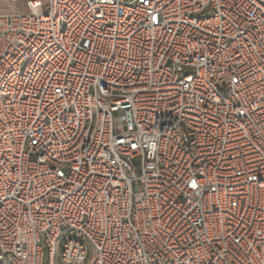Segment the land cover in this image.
Masks as SVG:
<instances>
[{
	"label": "built area",
	"instance_id": "obj_1",
	"mask_svg": "<svg viewBox=\"0 0 264 264\" xmlns=\"http://www.w3.org/2000/svg\"><path fill=\"white\" fill-rule=\"evenodd\" d=\"M0 264H264V0H9Z\"/></svg>",
	"mask_w": 264,
	"mask_h": 264
},
{
	"label": "rangeland",
	"instance_id": "obj_2",
	"mask_svg": "<svg viewBox=\"0 0 264 264\" xmlns=\"http://www.w3.org/2000/svg\"><path fill=\"white\" fill-rule=\"evenodd\" d=\"M12 11L9 0H0V13H7Z\"/></svg>",
	"mask_w": 264,
	"mask_h": 264
}]
</instances>
